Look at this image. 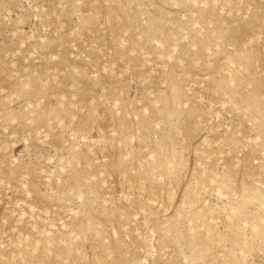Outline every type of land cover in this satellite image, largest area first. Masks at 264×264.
I'll return each mask as SVG.
<instances>
[{
	"label": "rangeland",
	"instance_id": "1",
	"mask_svg": "<svg viewBox=\"0 0 264 264\" xmlns=\"http://www.w3.org/2000/svg\"><path fill=\"white\" fill-rule=\"evenodd\" d=\"M0 264H264V0H0Z\"/></svg>",
	"mask_w": 264,
	"mask_h": 264
}]
</instances>
